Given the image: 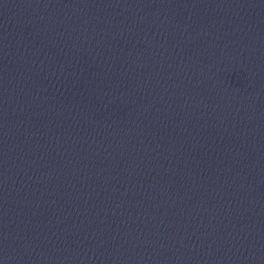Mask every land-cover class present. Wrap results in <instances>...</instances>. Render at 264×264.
<instances>
[{
  "label": "water",
  "instance_id": "water-1",
  "mask_svg": "<svg viewBox=\"0 0 264 264\" xmlns=\"http://www.w3.org/2000/svg\"><path fill=\"white\" fill-rule=\"evenodd\" d=\"M264 90V0H227Z\"/></svg>",
  "mask_w": 264,
  "mask_h": 264
}]
</instances>
